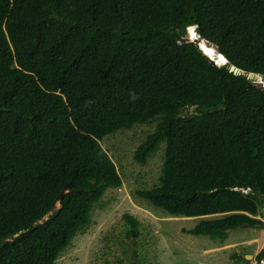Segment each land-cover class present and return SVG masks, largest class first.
<instances>
[{"label":"trees","instance_id":"1","mask_svg":"<svg viewBox=\"0 0 264 264\" xmlns=\"http://www.w3.org/2000/svg\"><path fill=\"white\" fill-rule=\"evenodd\" d=\"M195 12L212 57L177 31L190 15L179 29L197 38ZM248 73L264 80V0H0V264H55L121 188L100 142L138 125L154 131L136 163L165 147L137 196L170 216L227 215L185 231L221 243L263 228L264 88Z\"/></svg>","mask_w":264,"mask_h":264},{"label":"rangeland","instance_id":"2","mask_svg":"<svg viewBox=\"0 0 264 264\" xmlns=\"http://www.w3.org/2000/svg\"><path fill=\"white\" fill-rule=\"evenodd\" d=\"M179 35L185 41H194ZM185 113L192 115L194 110ZM153 131L154 125H138L100 142L116 167L121 188L104 195L92 212L90 225L73 239L55 264H256L264 249V213L256 217L263 228L235 229L221 243L185 231L202 221L227 215L181 219L154 209L137 196L138 191L152 188L160 178L164 145L144 165L133 160L136 148ZM125 215L139 223L137 238L127 233Z\"/></svg>","mask_w":264,"mask_h":264},{"label":"water","instance_id":"3","mask_svg":"<svg viewBox=\"0 0 264 264\" xmlns=\"http://www.w3.org/2000/svg\"><path fill=\"white\" fill-rule=\"evenodd\" d=\"M195 23H196V31H197V38L195 39V38H192V37H190L191 39H193V40H198V38L200 37V39L202 40V44H201V51L205 54V55H207V56H209V57H212V56H210V53L209 52H211V53H213L214 54V52H218V48L215 46V45H213L212 43H210V42H208L207 40H205L201 35H200V32H199V28H198V22H197V13L195 12ZM189 16L190 15H188V17H187V19L189 18ZM186 19V20H187ZM186 20H184L183 22H182V24H180L179 25V27H178V30L177 31H179L178 33H180V34H183L181 31H180V27H182L183 25H184V22L186 21ZM219 60H218V62H219V64L220 65H224L225 63H226V60L224 59V57L223 56H219V58H218ZM229 71L230 72H233L234 74H240V71L237 69V68H235L234 66H230L229 67ZM247 78L248 79H255V82H254V84L258 87V88H264V80L262 81L261 80V78L258 76V75H254V74H252V73H248L247 74ZM64 197V192H62L60 195H59V197H58V200H61L62 198ZM56 212V210H53V211H51V213L50 214H54ZM260 213H264V208H262V209H260Z\"/></svg>","mask_w":264,"mask_h":264},{"label":"built area","instance_id":"4","mask_svg":"<svg viewBox=\"0 0 264 264\" xmlns=\"http://www.w3.org/2000/svg\"><path fill=\"white\" fill-rule=\"evenodd\" d=\"M264 264V249H263V257H262V259L259 261V262H257L256 264Z\"/></svg>","mask_w":264,"mask_h":264},{"label":"bare ground","instance_id":"5","mask_svg":"<svg viewBox=\"0 0 264 264\" xmlns=\"http://www.w3.org/2000/svg\"><path fill=\"white\" fill-rule=\"evenodd\" d=\"M181 219H188V218H185V217H181ZM189 220V219H188Z\"/></svg>","mask_w":264,"mask_h":264}]
</instances>
